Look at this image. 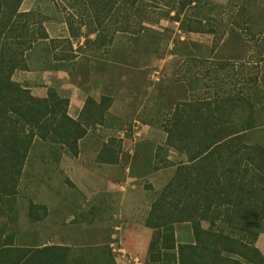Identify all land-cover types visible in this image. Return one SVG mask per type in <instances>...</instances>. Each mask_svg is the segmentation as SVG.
Instances as JSON below:
<instances>
[{"label": "trees", "instance_id": "obj_1", "mask_svg": "<svg viewBox=\"0 0 264 264\" xmlns=\"http://www.w3.org/2000/svg\"><path fill=\"white\" fill-rule=\"evenodd\" d=\"M62 1L75 9L67 16L72 38L49 39L47 15L22 11L24 0H0V219L12 221L17 215L16 195L37 140L50 146L60 162L63 153L79 156L81 141L92 128H119L110 119L114 97L88 96L75 119L69 114V97L52 86L46 97L35 96L15 73L31 68L30 55L40 45L52 51L60 48L59 59L75 58L73 40L91 33L97 32L94 46L110 52L117 34L132 40L142 36L151 29L146 23L160 20L150 10L163 9L161 0ZM193 18L188 15L187 32L217 33ZM86 21L94 24L88 32L83 31ZM217 66L226 70L234 65L222 60ZM256 75L248 79L255 85L246 83L237 96L231 89L227 95L217 91L211 100L178 102L164 122L166 145L185 154L187 161L162 159L165 166L176 167L146 219L153 229L146 264H264V252L257 245L264 233V140L255 133L264 120L257 115L262 89ZM115 142L110 143L109 163L119 156ZM48 213L45 204L29 201L31 221H43ZM182 223L192 227L191 242L178 240L176 229ZM16 237L5 221L0 226V264H118L108 244L25 246L18 245Z\"/></svg>", "mask_w": 264, "mask_h": 264}, {"label": "rangeland", "instance_id": "obj_2", "mask_svg": "<svg viewBox=\"0 0 264 264\" xmlns=\"http://www.w3.org/2000/svg\"><path fill=\"white\" fill-rule=\"evenodd\" d=\"M30 1L45 15L60 16L57 24L63 30L62 16L67 7L62 0ZM161 4L163 9L150 8V14L160 19L146 23L150 30L132 37L133 40L117 34L110 52L94 46L97 41L86 35L85 45L77 47V51L83 52L87 47L95 63L89 64L88 55L84 53L81 63L75 62L78 67L74 65L70 77L87 88L96 75L91 71L99 72L102 93L114 95L118 100L114 112L120 114L119 120H115L119 128H92L82 145H97L101 149L100 160H106L114 139L116 147L123 148L124 166L132 164L130 175L150 177L136 180L137 188L127 199L117 191L104 193L107 184L100 187L96 181L86 182L88 173L81 169L83 164L90 167L92 158L65 155L58 164L47 144L37 140L19 185V218L16 223H9L10 230H24V242L41 244L56 240L75 247L115 243L128 255L125 258L118 249L113 252L118 264H135L136 257L146 264L153 235V229L146 226V219L176 167L165 166L162 159L175 163L187 161L185 154L166 145L163 124L176 104L195 97L211 100L217 91L227 95L231 89L237 96V89L258 74L262 96L257 115L264 120V0H161ZM171 9L174 11L170 16L163 15ZM196 12L199 16L194 15ZM188 15L194 16L193 22L202 20L217 33L187 32ZM86 22L83 31L88 32L94 24ZM128 41L131 48L127 47ZM51 55L49 45H40L31 53L30 61L39 66L42 59H50ZM222 60H230L234 66L222 70L217 66ZM31 77L27 72L14 75L18 81ZM45 79L35 84L46 86ZM254 85L250 82L247 87ZM244 93L248 95L245 90ZM140 109L147 115L135 120ZM255 134L264 140V125L258 127ZM159 146L163 148L159 150ZM30 199L49 206L50 215L45 220H30L27 215ZM6 220L3 216L0 226ZM177 235L179 241L193 240L191 225L178 224ZM258 245L264 252V242L259 241Z\"/></svg>", "mask_w": 264, "mask_h": 264}, {"label": "crops", "instance_id": "obj_3", "mask_svg": "<svg viewBox=\"0 0 264 264\" xmlns=\"http://www.w3.org/2000/svg\"><path fill=\"white\" fill-rule=\"evenodd\" d=\"M62 2L67 7L65 14L62 16V18H64V21L61 22V24H63V30L58 28V24H57V20L61 19L60 16L56 17V16H52L49 14V16H48L49 19L47 21H45V26H46V29H47L48 34H49V39H61V38L71 37L70 29H69L68 22H67V16H69V14L73 13L74 10H73V8L69 7V4H67L64 1H62ZM66 7H65V9H66ZM36 8H38V7L35 6V3L33 1L24 0L21 9H22V11L40 10V9H36ZM40 11L42 12V10H40ZM76 17L78 20H80L78 15H76ZM61 24H59V27H61ZM84 32H85V30H84ZM93 35H95L94 38H93ZM96 36H97V32L91 33L89 35L90 39L92 38V40H94V41L96 39ZM85 40H86V36H81L79 39L73 40L74 41V49H75L74 53L76 54V57L73 59H59V57H58L60 55L59 53H61L62 51L60 50V48L57 47L56 50H54V51L51 50L52 51L51 58L50 59H45V58L42 59V62L40 61L39 66H34L31 63V68L29 70H20V71H17L15 73V74H17L18 72H27L28 74L32 75L31 78H25V81L22 80L23 82L22 81H19V82L28 86L35 96L46 97L48 87L52 86V87L56 88L62 96L69 97L70 98L69 114L75 119H77L80 116L88 96H94L96 98V100H100L101 95L97 96V93H99V94L101 93L103 95L102 90H100L102 88V82L100 83V80L97 77L99 75V72L91 71V73H94L96 75H94L93 79L88 83L89 86H87V88H83L82 86H80L79 84H76L74 81H72L70 79L71 71H73L74 65L76 68L78 67L75 62L78 61L77 64H80L81 63L80 61L85 56L84 53H86V55H88L87 57H88L89 64L95 63V60L91 59L92 55L88 54L89 49L87 47L85 48V50L83 52L77 51V47L85 45L84 44ZM90 51H92V50H90ZM94 55H95V57H97V54H94ZM68 64H70V65H68ZM70 68H71V70H69ZM41 79H45L47 81L46 83L48 85H46V86L39 85L38 86L35 84V82L37 80L39 81ZM33 82L35 85L34 84L32 85ZM112 97H114V95H112ZM117 103H118V100L114 99V101L111 105V108H110V119L119 120L120 114H117L114 112V108L116 107ZM141 115H143V116L147 115L145 110L140 109L139 112H137V114H136L137 119H135V120H138L139 116H141ZM114 148H115V150L119 151V156L116 159V162L109 163L108 160H109L110 154L108 156V159L103 160L101 158V160H100L99 154L101 152V149L98 148L97 145L92 146L90 144L87 146H83L82 141H81L80 154L78 157H73V158L81 159L84 155L87 156V158H86L87 160L92 158L93 161L91 159H90L91 162L89 161L91 163L90 167L87 166L86 164H83L82 168H81L82 171L85 170L84 172L88 173L87 177H86V182H88V180L90 181L89 183L96 181V182H98L100 187L102 186V184H105V185L107 184L106 185L107 190L104 193L117 191L118 194H120L121 196L124 197V199H127L130 197V194H133L135 192L134 189L137 188V184L135 183V181L136 180L137 181H143L144 179H147L148 177H150V175L146 176V174H145L144 176H139L138 174L136 175L134 173H132V175H130V170H131L132 164H131V166H130V163L128 164V166H126V165L124 166V163L121 161V157L123 156V148H118V147H114ZM159 148H160V146H159ZM47 149H49L50 152L52 153V151H51L52 148H50V146L47 145ZM34 150H35V144L33 145V147L30 150V154H29V157L27 160V164H28L30 156L32 155V153H34ZM111 151H112V148L110 147L109 153H111ZM127 152H129V151H127ZM52 155H53V153H52ZM65 155L70 156L68 154L63 153V155L60 158V162L62 161V159L64 158ZM70 157H72V156H70ZM53 158H54V161L56 163H58V164L60 163V162L56 161L55 155H53ZM27 164L24 167V171H23V175L21 177V181H22V178L24 176V172H25V168H26ZM142 177H144V178H142ZM19 196H20V193H18L16 195L17 203L20 199ZM30 200H33V199H30ZM33 201H35V200H33ZM17 203L15 205V209L17 211V215L15 216V219L12 221H8V219H7L6 221H7L8 231L9 232L14 231L17 233L16 243L18 245H25V246H41V245H46V244L70 245L69 243H65L63 241H56V240L49 241L48 243L44 242L41 244H31V242H29V241L24 242V240H23L24 230L23 229H18V228H15L13 230L9 229V223H11V222L16 223L18 218H19ZM42 204H44V203H42ZM47 208H48V212H49L48 216H49L51 209L49 208V206H47ZM182 224H184V223H182ZM176 232H177V229H176ZM263 234L264 233H262L260 235L258 242L259 241L264 242ZM193 239H194V237H193ZM181 242H185V241H181ZM258 242H257V245H258ZM259 247L262 250L263 247H261V246H259Z\"/></svg>", "mask_w": 264, "mask_h": 264}, {"label": "built area", "instance_id": "obj_4", "mask_svg": "<svg viewBox=\"0 0 264 264\" xmlns=\"http://www.w3.org/2000/svg\"><path fill=\"white\" fill-rule=\"evenodd\" d=\"M115 245H116L115 243L111 244V249H112V251L115 252V251L118 249V250L123 254V256H124L125 258H128V255L126 254L125 249H123V248H118L119 244H118V246H115ZM132 258H133V257H132ZM134 263H135V264H143V263L141 262V260H140L138 257H136V260H134Z\"/></svg>", "mask_w": 264, "mask_h": 264}]
</instances>
